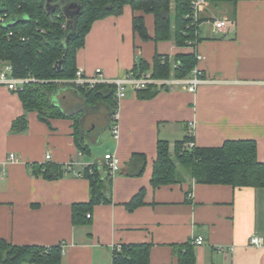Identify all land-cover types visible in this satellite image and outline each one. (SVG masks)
I'll list each match as a JSON object with an SVG mask.
<instances>
[{
  "label": "crops",
  "instance_id": "crops-1",
  "mask_svg": "<svg viewBox=\"0 0 264 264\" xmlns=\"http://www.w3.org/2000/svg\"><path fill=\"white\" fill-rule=\"evenodd\" d=\"M171 1L174 6L176 0ZM213 3L208 0L201 12L196 46L142 39L133 29L130 5L120 15L94 22L76 56L77 67L87 74L101 68L106 79H115L133 73L139 58L152 65L158 53L172 58L195 52L202 55L196 65L207 78L195 92L175 84L151 98H140L128 88L118 105L119 139L104 137L111 130L106 104L89 110L72 84L61 85L53 96L71 116H54L49 122L35 110L26 113L19 93L0 84V241L62 243L58 264H113L115 246L151 243L148 264H177L175 245L202 237L203 244L194 243L196 264H264V187L196 183L187 176L158 187L151 181L160 139L169 141L172 150L187 135L198 146L254 139L264 162V0L225 3L220 12ZM144 17L153 37L154 15ZM215 19L229 24L214 31ZM5 64L0 63V70ZM97 110L99 118L103 115L102 127L98 118L87 122L88 114ZM25 114L26 129L13 131L14 122ZM80 137L89 146L86 152L78 148ZM11 153L15 160L9 159ZM107 153L120 159L111 201L96 203L84 220L74 222L73 204L91 198L90 181L82 172L89 164L102 165ZM135 153L146 154L147 162L143 173L130 175ZM33 163L59 165L65 171L48 178ZM143 188L144 203L129 210L125 204ZM253 235L262 238L261 245L249 243ZM221 246L227 249L221 251Z\"/></svg>",
  "mask_w": 264,
  "mask_h": 264
},
{
  "label": "trees",
  "instance_id": "trees-1",
  "mask_svg": "<svg viewBox=\"0 0 264 264\" xmlns=\"http://www.w3.org/2000/svg\"><path fill=\"white\" fill-rule=\"evenodd\" d=\"M211 1L236 3L238 0ZM46 3L47 0H0V18H5L4 22L0 20V63L11 64L12 73L16 77L36 79L16 92L20 95L26 113L35 110L40 119L46 122L54 116H71L53 100V96L61 85L71 84L67 81L76 76L77 51L84 46L86 36L96 20L120 15L125 5H130L134 10L133 29L144 40L174 39L181 46H189L191 40H201L200 32H196L197 26L190 16L191 0H176L174 6L171 0H52V4L57 6L51 13L47 11ZM72 4L76 6L70 7ZM67 7L68 11L75 14L73 30L64 26L67 24V15L63 9ZM78 8L79 12H76ZM144 13L154 15L153 37L148 33ZM12 19L16 21L12 22ZM7 22L9 24L4 26ZM197 62L195 52L178 54L172 58L168 54L158 53L152 65L139 58L132 71L137 76L151 71L154 77H170L172 72L177 77H187ZM174 63L179 64L177 68H174ZM77 89L89 110L105 103L108 108L107 117L111 119L118 104L114 84L99 83L94 87ZM159 89L150 85L137 92L140 98H151ZM26 126L25 114L14 122L12 130L24 131ZM193 140V136L187 135L175 142L173 150L169 141H158L151 180L155 187L182 182L186 176L196 183L264 187V162L258 159L256 140L227 139L218 146L194 144L189 147L188 143ZM77 142L81 151L89 150L82 137ZM146 162V154L135 153L129 162L128 173H143ZM32 165L37 173L48 178L61 177L65 171L59 165ZM82 175L90 181L91 198L88 202L73 204L74 222L84 220L96 203L111 201L112 175L106 165L89 164ZM144 194L143 188L125 206L133 210L142 205ZM151 248V243H122L113 248V264H148ZM62 253V243L39 246L0 241V264H58L62 260ZM175 254L177 264H196L193 242L175 245Z\"/></svg>",
  "mask_w": 264,
  "mask_h": 264
},
{
  "label": "built area",
  "instance_id": "built-area-1",
  "mask_svg": "<svg viewBox=\"0 0 264 264\" xmlns=\"http://www.w3.org/2000/svg\"><path fill=\"white\" fill-rule=\"evenodd\" d=\"M208 0H191L192 12L190 16L193 18V22L196 24V32H199L200 25L202 24V16L201 12L207 5ZM0 20L2 22L5 21V18L1 17ZM214 31H218L224 29L228 26L229 22L226 19H215L213 22ZM67 26V24H64ZM12 34V32H10ZM198 42L189 41V46H196ZM197 60L202 59V55L196 54ZM179 64L174 63V68H177ZM172 75V74H171ZM207 78L205 77L204 71L201 70L197 65L192 69L191 75L187 77H177L172 75L170 77H154L151 71L144 73L141 76H137L134 73H129L126 76L118 77L115 79H106L103 75V70L101 68H97L94 74H87L83 68H78L76 72V76L67 82L74 85L76 88L89 86L94 87L99 83H109L114 84L116 86V99L118 101L117 109H115L112 113L110 120V128L112 131V135L115 139H119L120 137V128H119V111L118 105L119 101L124 98L127 94L128 88H133L134 90H139L143 88H147L150 85L157 86L159 88H169L175 84L183 85L188 90L195 92L200 84L206 82ZM35 78L31 77H16L12 73L11 64H5L4 68L0 70V84L7 86L9 89L17 91L23 86L30 82L35 81ZM189 147L194 145V142L191 141L188 143ZM51 155L48 154L46 159L49 160ZM10 160H15L16 155L11 153L9 155ZM76 161H70L67 165L70 167ZM102 165H106L109 169V173L113 176L120 168V159L115 153H107L104 156ZM191 193H189V196ZM204 240L202 237H198L194 240L195 244H203ZM249 243L251 245L259 246L262 244V238L253 235L250 238ZM64 245V244H62ZM227 248L221 246L220 250L225 251ZM232 250V247H230Z\"/></svg>",
  "mask_w": 264,
  "mask_h": 264
},
{
  "label": "water",
  "instance_id": "water-1",
  "mask_svg": "<svg viewBox=\"0 0 264 264\" xmlns=\"http://www.w3.org/2000/svg\"><path fill=\"white\" fill-rule=\"evenodd\" d=\"M56 6H57L56 4H52V0H47L46 9L48 12H50V13L54 12ZM72 6L74 7L76 5L75 4L70 5V7H72ZM63 10L66 12V15H67V28L70 30H73L75 28V22H76V19L74 17L75 14H73L71 11H68V7H67V9L64 8ZM76 12H79V8ZM15 21H16V19H12V22H15ZM8 24H9V22L4 23V26H7Z\"/></svg>",
  "mask_w": 264,
  "mask_h": 264
},
{
  "label": "rangeland",
  "instance_id": "rangeland-1",
  "mask_svg": "<svg viewBox=\"0 0 264 264\" xmlns=\"http://www.w3.org/2000/svg\"><path fill=\"white\" fill-rule=\"evenodd\" d=\"M225 5V3H213L212 4V6L216 9V10H218V12H220L219 10L220 9H222V7ZM101 109V111H103L104 112V108L103 107H101L100 108ZM101 115V113L99 112V110H97L95 113H90V114H88V119H87V122H92V120L93 119H99L98 120V123H100V126L102 127V126H104V124H103V115H102V118L100 117L99 118V116ZM102 131V130H101ZM111 136H113L112 135V131L111 130H106L105 131V133H104V137H106V138H110Z\"/></svg>",
  "mask_w": 264,
  "mask_h": 264
}]
</instances>
